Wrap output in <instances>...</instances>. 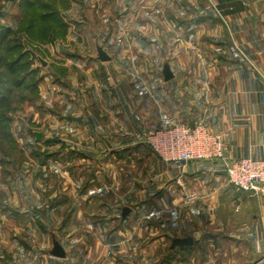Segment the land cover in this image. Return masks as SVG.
Here are the masks:
<instances>
[{"label":"rangeland","instance_id":"374dc122","mask_svg":"<svg viewBox=\"0 0 264 264\" xmlns=\"http://www.w3.org/2000/svg\"><path fill=\"white\" fill-rule=\"evenodd\" d=\"M32 1L25 6L23 0H0V25L14 31L7 45L18 43L19 52L27 51L29 68L14 77L33 70V83L41 80L38 88L14 87L0 101V264H48L38 258L54 250V233L56 240L73 239L74 250L77 242L87 244L92 264H118L104 244L110 233L103 228L105 220L120 219L123 206L133 210L138 196L152 194L154 186L170 179L167 162L144 142V132L184 122L181 86L171 84L173 76L165 78V66L180 77V70L211 59L215 32L208 22L197 27L192 20L205 5L211 12L219 7L214 0ZM43 2L57 21H42ZM100 52L109 59L102 60ZM10 79L0 67L2 91L11 88ZM125 144L137 147L115 155ZM70 150L77 153L68 165L55 159ZM73 173L83 182L72 195L91 173L105 180L79 220L70 219L72 201L56 198L70 188ZM160 200L158 207L148 204L136 216L125 215L119 236L122 264H157L154 239L161 229L171 235L163 257L178 248L180 213L166 198ZM102 201L111 207L98 211ZM7 207L27 211V220L8 219ZM71 221L67 230H57ZM149 223L158 229L149 232Z\"/></svg>","mask_w":264,"mask_h":264},{"label":"crops","instance_id":"0c3cea01","mask_svg":"<svg viewBox=\"0 0 264 264\" xmlns=\"http://www.w3.org/2000/svg\"><path fill=\"white\" fill-rule=\"evenodd\" d=\"M206 6L193 20L197 21V27L208 22L209 28L214 30L211 37L213 56L209 61H198L197 66H191L183 73L178 69L183 78L172 71L171 84H179L182 89L181 121L190 124L203 122L221 136L226 152L232 157L264 158V0H214L215 8L219 7L217 13L209 11ZM168 111L174 112L172 107ZM132 146L125 144L116 151L137 147ZM83 158V161L87 160ZM60 162L63 165L69 163ZM164 165L166 177L170 179L167 178L163 186H154L156 189L152 194L138 196L133 210L128 207L124 211L123 206L120 219L119 215H113L110 221L104 222L103 228L106 226L110 232L104 244L116 255L117 262L122 264L119 236L126 228L125 215L131 212L136 216L148 204L158 207V201L161 202L163 197L180 213L181 221L176 223V229L182 234L177 239L191 237L193 242L183 246L176 244L178 248L172 255L163 257L161 253L171 235L168 230L161 229L162 233L154 239L158 246L155 258L156 261L160 259L157 264H253L264 256V195L234 187L217 161ZM94 173L87 176L83 188L72 195L73 187L76 192L79 189L77 184L82 180L73 173L70 191H60L56 197L73 202L68 210L70 219L73 216V220H79L80 213L88 214L89 200L97 197L92 192L105 188V180ZM80 199L84 201L83 206ZM110 207L109 203L102 201L96 209ZM4 212L12 221L16 215L21 222L27 220V211L7 207ZM72 225V221L64 223L57 230L65 231ZM155 229H158L157 224H147L149 232ZM54 234L50 244L58 243L64 250V257H56L50 251L41 253L38 260L48 264H92L87 244L77 242L79 247L74 250L73 239L56 240ZM20 242L25 245L24 240Z\"/></svg>","mask_w":264,"mask_h":264},{"label":"built area","instance_id":"2783aa9c","mask_svg":"<svg viewBox=\"0 0 264 264\" xmlns=\"http://www.w3.org/2000/svg\"><path fill=\"white\" fill-rule=\"evenodd\" d=\"M144 142L167 163L210 160L221 164L234 187L264 195V158H235L226 152L220 135L203 122H180L144 132ZM253 264H264V256Z\"/></svg>","mask_w":264,"mask_h":264},{"label":"trees","instance_id":"16d2710c","mask_svg":"<svg viewBox=\"0 0 264 264\" xmlns=\"http://www.w3.org/2000/svg\"><path fill=\"white\" fill-rule=\"evenodd\" d=\"M23 3L25 6H31V5H33L32 3H34V2L32 0H23ZM46 6H47L46 3H44V2L41 5L42 9H44V10L47 9L46 11L43 10L44 13L41 16L42 21H46V22H50L52 20L57 21L58 19L56 18V15L54 14V12L48 11V8H46ZM192 22L197 23L196 20H194V21L192 20ZM13 32L14 31H13V28L11 26L0 25V51H2V54L0 55V67H3L6 71H9V74L11 77V79H10L11 88H8V89L3 88V89H5V92H4V91H2V89H1L2 87L0 85V101L4 100V98H6V93H9L10 90H12L14 87H16V88L23 87L24 88L25 86H32V88L33 87L38 88L39 82L41 81L40 78H38L37 81L36 82L34 81V83H33V81L31 80L33 78L32 75L34 74L33 70H32V72L31 71L26 72L23 76H21L17 79L14 77V76H16L18 71H22L24 69L28 70L29 64H27L28 61H25V58H24L25 54H27V51L19 52V45L20 44L12 43V44L7 45L8 44L7 42L9 41L10 36L12 35ZM15 53L17 54L16 59H12L11 62H8L6 59L7 56L13 55V57H14ZM0 84H1V82H0ZM6 117H8V116H6ZM130 150L131 149L126 148V149H122L120 151H114V154H118V155H119V153L126 154L127 152H130ZM59 152L55 153V155L56 154L58 155ZM75 153H77V152L74 150H70L69 152H66L65 154H63V156L59 155L56 157L54 155V158L56 157L55 159L60 160V161H68L73 154L75 155ZM51 156H53V154ZM124 219H127V218H124Z\"/></svg>","mask_w":264,"mask_h":264},{"label":"water","instance_id":"95a60500","mask_svg":"<svg viewBox=\"0 0 264 264\" xmlns=\"http://www.w3.org/2000/svg\"><path fill=\"white\" fill-rule=\"evenodd\" d=\"M100 56H101V59L102 60H108L109 59V56L104 53V52H100ZM165 78L166 79H169L173 76L169 66H165ZM176 244L180 245V246H183V245H187V244H190L193 242L192 238L191 237H185V238H181V239H176L174 241ZM53 254L56 256V257H64L65 253H64V250L63 248L58 244L56 243L55 244V247H54V250H53Z\"/></svg>","mask_w":264,"mask_h":264}]
</instances>
